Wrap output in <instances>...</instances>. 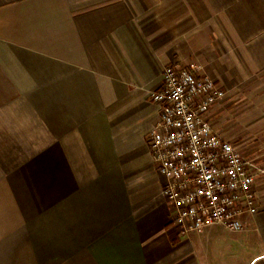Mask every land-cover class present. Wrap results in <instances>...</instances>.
<instances>
[{
    "label": "crops",
    "instance_id": "1",
    "mask_svg": "<svg viewBox=\"0 0 264 264\" xmlns=\"http://www.w3.org/2000/svg\"><path fill=\"white\" fill-rule=\"evenodd\" d=\"M169 64L264 90V0H0V219L36 213V264H264L261 174L243 229L172 221L146 145Z\"/></svg>",
    "mask_w": 264,
    "mask_h": 264
},
{
    "label": "built area",
    "instance_id": "2",
    "mask_svg": "<svg viewBox=\"0 0 264 264\" xmlns=\"http://www.w3.org/2000/svg\"><path fill=\"white\" fill-rule=\"evenodd\" d=\"M224 97L215 79L174 64L164 68L160 87L150 94L158 118L147 142L183 235L213 224L241 230L243 214L258 211L260 171L212 123L213 108Z\"/></svg>",
    "mask_w": 264,
    "mask_h": 264
},
{
    "label": "rangeland",
    "instance_id": "3",
    "mask_svg": "<svg viewBox=\"0 0 264 264\" xmlns=\"http://www.w3.org/2000/svg\"><path fill=\"white\" fill-rule=\"evenodd\" d=\"M219 84L225 91V97L213 108V126L223 137L231 141L242 154L253 160L257 171H260L259 174L263 176L261 179H264V90L259 89L260 84H258L257 79L246 83L242 90L237 91L227 90L224 84ZM146 145L149 149L147 137ZM41 158L44 159V162L41 161L42 164L47 165L49 158L47 156H41ZM152 162L157 168L153 159ZM134 175L130 174L128 179L131 180L136 177ZM41 180L43 183L42 190L45 191L44 196L50 197L51 193L47 186L49 182L46 176H43ZM8 215L15 214L9 210ZM35 215L36 213L29 215V217L26 216L24 219L26 225L24 226L17 224L13 218L0 219V231L6 229V222L9 226L7 232L9 243L6 245L8 259L7 261L2 260L3 264H36V255L39 258L46 255L44 246L38 245L36 247V221H33L34 218H32ZM0 253H3V249Z\"/></svg>",
    "mask_w": 264,
    "mask_h": 264
}]
</instances>
